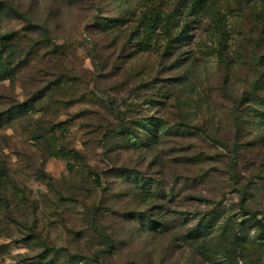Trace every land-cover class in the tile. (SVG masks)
Masks as SVG:
<instances>
[{
    "label": "rangeland",
    "instance_id": "rangeland-1",
    "mask_svg": "<svg viewBox=\"0 0 264 264\" xmlns=\"http://www.w3.org/2000/svg\"><path fill=\"white\" fill-rule=\"evenodd\" d=\"M0 69V264H264V0H0Z\"/></svg>",
    "mask_w": 264,
    "mask_h": 264
},
{
    "label": "trees",
    "instance_id": "trees-1",
    "mask_svg": "<svg viewBox=\"0 0 264 264\" xmlns=\"http://www.w3.org/2000/svg\"><path fill=\"white\" fill-rule=\"evenodd\" d=\"M146 31H147V35H150V34H153L154 31H155V27H154V24L153 23H147V26H146ZM142 47H144L145 43H142L140 44ZM8 71L4 70L2 71L0 69V78L2 79H5L6 75H8ZM129 131L128 129L125 128V125L123 123V120L120 121V124L118 125V127L115 129V130H111L110 134L112 136L116 135H121L124 134L125 132ZM59 156V155H57ZM61 157H64L66 158L67 155H63ZM96 181L99 182L101 181V178L100 176H97L96 178ZM100 183V182H99ZM153 196H145L144 197V201L146 202L147 200L151 199ZM153 199V198H152ZM94 222H95V219H94ZM165 216H163V214L159 217V220L158 221H154V222H151L150 224L152 225L151 227L153 229H163L161 231H165V232H168L169 229L168 227L169 226H165L164 223H165ZM199 235V234H198ZM227 235H230L229 233V230L228 229H224L223 231V234H222V239L223 241L225 240H228L230 238H228ZM106 244H107V248L110 249L112 247V240L108 237V236H103ZM254 249V245L252 242H250L246 237H243V236H240L238 234L234 235L232 237V239H230V244L228 246V248L225 249V255L227 257H229L230 259L235 256L236 254H240V255H245L247 253H250L251 250ZM254 264H263L261 263L260 261L254 263Z\"/></svg>",
    "mask_w": 264,
    "mask_h": 264
}]
</instances>
